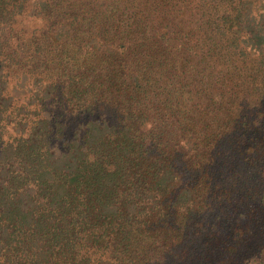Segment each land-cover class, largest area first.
Returning <instances> with one entry per match:
<instances>
[{
    "label": "trees",
    "instance_id": "obj_1",
    "mask_svg": "<svg viewBox=\"0 0 264 264\" xmlns=\"http://www.w3.org/2000/svg\"><path fill=\"white\" fill-rule=\"evenodd\" d=\"M253 249L264 0H0V264Z\"/></svg>",
    "mask_w": 264,
    "mask_h": 264
},
{
    "label": "rangeland",
    "instance_id": "obj_2",
    "mask_svg": "<svg viewBox=\"0 0 264 264\" xmlns=\"http://www.w3.org/2000/svg\"><path fill=\"white\" fill-rule=\"evenodd\" d=\"M233 264H264V257L257 255L256 250L254 249L249 251H240L235 256Z\"/></svg>",
    "mask_w": 264,
    "mask_h": 264
}]
</instances>
